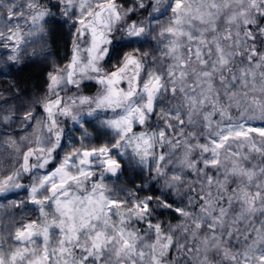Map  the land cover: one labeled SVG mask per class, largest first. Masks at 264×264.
I'll list each match as a JSON object with an SVG mask.
<instances>
[{"label":"clouds","instance_id":"obj_1","mask_svg":"<svg viewBox=\"0 0 264 264\" xmlns=\"http://www.w3.org/2000/svg\"><path fill=\"white\" fill-rule=\"evenodd\" d=\"M256 129L264 0H0V264H264Z\"/></svg>","mask_w":264,"mask_h":264},{"label":"snow or ice","instance_id":"obj_2","mask_svg":"<svg viewBox=\"0 0 264 264\" xmlns=\"http://www.w3.org/2000/svg\"><path fill=\"white\" fill-rule=\"evenodd\" d=\"M256 131H258V132H264V129H256ZM239 135H244L245 133H243V132H240V133H238Z\"/></svg>","mask_w":264,"mask_h":264}]
</instances>
